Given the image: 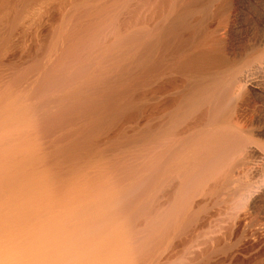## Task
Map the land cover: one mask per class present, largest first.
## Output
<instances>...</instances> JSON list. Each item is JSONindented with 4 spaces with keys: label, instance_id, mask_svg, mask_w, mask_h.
<instances>
[{
    "label": "bare ground",
    "instance_id": "1",
    "mask_svg": "<svg viewBox=\"0 0 264 264\" xmlns=\"http://www.w3.org/2000/svg\"><path fill=\"white\" fill-rule=\"evenodd\" d=\"M205 2L79 0L19 71L0 33V264H216L264 197V149L220 117ZM235 81L264 89V48Z\"/></svg>",
    "mask_w": 264,
    "mask_h": 264
},
{
    "label": "rangeland",
    "instance_id": "2",
    "mask_svg": "<svg viewBox=\"0 0 264 264\" xmlns=\"http://www.w3.org/2000/svg\"><path fill=\"white\" fill-rule=\"evenodd\" d=\"M8 1L11 3L9 7L11 5L13 7V12L10 10L7 18L15 15L16 11L17 15L9 31L8 24L5 25V18L0 21V33H8L2 55L12 57L13 66H9L10 63L5 64L9 69L17 68L16 71L28 67L32 60L39 57L40 50L45 49L51 41H48L51 35L55 34L53 32L73 13L79 2V0ZM205 3L210 9H205L202 16V33L212 38L217 66L225 78V83L228 84L227 96L220 108V117L239 128L243 137L241 144H255L264 149V141L261 139L263 136L255 132L256 129H264V89H250L246 82L235 81L237 74L248 67L250 60L263 51L261 41L264 40V0H206ZM184 35L187 36L188 33L185 32ZM3 63L0 69L8 71V66ZM149 80L150 77L145 83ZM178 80H175L174 89H180ZM150 102L149 90L140 92L136 104ZM235 163H242V160L239 159ZM244 174H248V171L244 170ZM243 199L241 204L248 202L247 198ZM226 255L233 256L231 262L225 258ZM216 264H264L263 196L253 207L248 208L237 226H227L224 237L216 240Z\"/></svg>",
    "mask_w": 264,
    "mask_h": 264
}]
</instances>
